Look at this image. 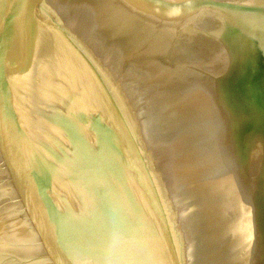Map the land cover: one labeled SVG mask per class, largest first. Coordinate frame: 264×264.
<instances>
[{
	"label": "water",
	"instance_id": "obj_1",
	"mask_svg": "<svg viewBox=\"0 0 264 264\" xmlns=\"http://www.w3.org/2000/svg\"><path fill=\"white\" fill-rule=\"evenodd\" d=\"M0 264H264V0H0Z\"/></svg>",
	"mask_w": 264,
	"mask_h": 264
}]
</instances>
